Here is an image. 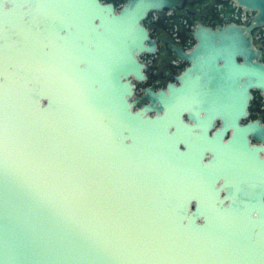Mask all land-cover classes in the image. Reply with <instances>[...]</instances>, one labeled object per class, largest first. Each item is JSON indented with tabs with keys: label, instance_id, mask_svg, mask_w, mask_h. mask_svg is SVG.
<instances>
[{
	"label": "water",
	"instance_id": "1",
	"mask_svg": "<svg viewBox=\"0 0 264 264\" xmlns=\"http://www.w3.org/2000/svg\"><path fill=\"white\" fill-rule=\"evenodd\" d=\"M234 1L248 24H198L137 97L143 20L181 0H0V264H264V126L239 123L264 0Z\"/></svg>",
	"mask_w": 264,
	"mask_h": 264
},
{
	"label": "flooded vegetation",
	"instance_id": "2",
	"mask_svg": "<svg viewBox=\"0 0 264 264\" xmlns=\"http://www.w3.org/2000/svg\"><path fill=\"white\" fill-rule=\"evenodd\" d=\"M101 1L112 3L116 10L126 2V0ZM253 13L251 10H244L234 0H181L179 6L158 12L151 10L143 24L148 29L150 38L155 41L156 50L140 56V61L145 65V79L135 82V96L140 97L147 87L158 90L166 88L169 83H179L176 77L189 62L179 57L172 49L177 46L183 51L191 50L197 43L193 31L198 24L212 29L230 23L246 25ZM252 35L254 45L261 49L259 59L264 62V26L253 30ZM251 93L248 113L239 119V123L244 125L258 122L264 126V99L257 89L251 90ZM143 103L139 101L137 105L141 106ZM183 118L193 124L186 114ZM221 126V120L216 119L209 133ZM231 131L232 129L227 130L226 135L228 136ZM249 141L251 144L261 143L250 134Z\"/></svg>",
	"mask_w": 264,
	"mask_h": 264
},
{
	"label": "clouds",
	"instance_id": "3",
	"mask_svg": "<svg viewBox=\"0 0 264 264\" xmlns=\"http://www.w3.org/2000/svg\"><path fill=\"white\" fill-rule=\"evenodd\" d=\"M0 79H2V77H0Z\"/></svg>",
	"mask_w": 264,
	"mask_h": 264
}]
</instances>
